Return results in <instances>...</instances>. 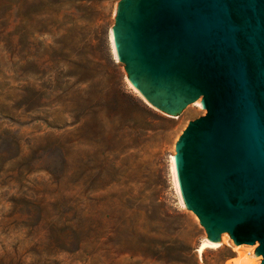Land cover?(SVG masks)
I'll list each match as a JSON object with an SVG mask.
<instances>
[{"label":"rangeland","instance_id":"obj_1","mask_svg":"<svg viewBox=\"0 0 264 264\" xmlns=\"http://www.w3.org/2000/svg\"><path fill=\"white\" fill-rule=\"evenodd\" d=\"M15 1L0 9V264H242L233 239L199 252L173 155L206 109L174 116L131 86L119 0H52L73 25Z\"/></svg>","mask_w":264,"mask_h":264},{"label":"water","instance_id":"obj_2","mask_svg":"<svg viewBox=\"0 0 264 264\" xmlns=\"http://www.w3.org/2000/svg\"><path fill=\"white\" fill-rule=\"evenodd\" d=\"M113 34L153 107L202 99L176 142L185 205L210 240L258 242L264 264V0H119Z\"/></svg>","mask_w":264,"mask_h":264},{"label":"bare ground","instance_id":"obj_3","mask_svg":"<svg viewBox=\"0 0 264 264\" xmlns=\"http://www.w3.org/2000/svg\"><path fill=\"white\" fill-rule=\"evenodd\" d=\"M112 41H113V45H114V50L116 53V57L119 60V56H118V52H117V48H116V43H115V39H114V34H113V30H112ZM129 79V77H128ZM130 81V80H129ZM131 83V81H130ZM131 86L134 87V89L139 92V94L148 102L150 103L146 97L141 93V91L136 88L132 83ZM202 99L199 98L194 105L199 106L201 108H204L203 105L201 104ZM176 153L173 155V169H174V174L176 177V182H177V187L179 189V192L183 198L182 195V191H181V187H180V183H179V179H178V175H177V168H176V157H175ZM184 200V199H183ZM185 203V202H184ZM197 216V215H196ZM231 236L228 232H225L222 234L221 236V241H212L210 240L208 237L204 240V242L201 244L200 248H199V252H203V250L206 247H219L221 246L223 243H229V241L231 240ZM259 243L257 242L256 244L250 245V244H236V246L234 247V250L237 251L241 256H243L242 258H244V261L242 260V264H261L262 262V256L261 255H256L255 251L256 248L258 247ZM250 254V255H249ZM245 256V257H244ZM240 258V260L242 259ZM228 264H233L232 261H229Z\"/></svg>","mask_w":264,"mask_h":264},{"label":"trees","instance_id":"obj_4","mask_svg":"<svg viewBox=\"0 0 264 264\" xmlns=\"http://www.w3.org/2000/svg\"><path fill=\"white\" fill-rule=\"evenodd\" d=\"M16 4H19V2H16L15 0H0V9H4L7 12H13L15 10V7L17 6ZM34 4L35 6H37L36 10L39 12V14L48 13L51 18L57 17V19L60 20H71L70 22H67V25H73V23L75 22V18L77 17V13L70 9L59 11H55L54 9H52V0H34Z\"/></svg>","mask_w":264,"mask_h":264}]
</instances>
